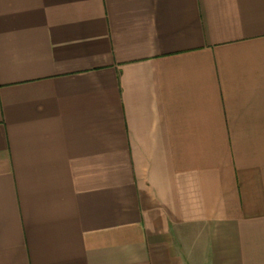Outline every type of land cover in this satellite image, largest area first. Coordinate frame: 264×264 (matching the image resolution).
Masks as SVG:
<instances>
[{"label": "crops", "instance_id": "0c3cea01", "mask_svg": "<svg viewBox=\"0 0 264 264\" xmlns=\"http://www.w3.org/2000/svg\"><path fill=\"white\" fill-rule=\"evenodd\" d=\"M0 264H264V0H0Z\"/></svg>", "mask_w": 264, "mask_h": 264}]
</instances>
